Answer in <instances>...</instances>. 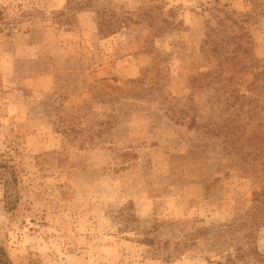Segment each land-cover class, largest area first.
Here are the masks:
<instances>
[{"label":"rangeland","instance_id":"rangeland-1","mask_svg":"<svg viewBox=\"0 0 264 264\" xmlns=\"http://www.w3.org/2000/svg\"><path fill=\"white\" fill-rule=\"evenodd\" d=\"M259 3L248 19L245 0H0L12 264L264 255V89L247 90L264 70ZM102 12L125 25L103 36Z\"/></svg>","mask_w":264,"mask_h":264},{"label":"trees","instance_id":"trees-1","mask_svg":"<svg viewBox=\"0 0 264 264\" xmlns=\"http://www.w3.org/2000/svg\"><path fill=\"white\" fill-rule=\"evenodd\" d=\"M245 1L249 7V11L247 12L246 16L248 19L253 16L261 15L263 9L262 5L259 3V0ZM123 25H125V21L114 20L109 14L102 12L98 20V31L100 34L107 37L117 33V31H119ZM262 89H264V70L255 73L254 80L247 86V90L253 94H260ZM3 176L4 174L0 173V179H2ZM256 197L258 198L257 200H260L261 194L256 195ZM262 197L264 199V196ZM247 236L248 234H246V237ZM248 251V256L250 259L245 261V264H264V255L259 253L255 247H250ZM243 256L244 253H242L241 257ZM0 264H12L5 249L2 246H0Z\"/></svg>","mask_w":264,"mask_h":264}]
</instances>
